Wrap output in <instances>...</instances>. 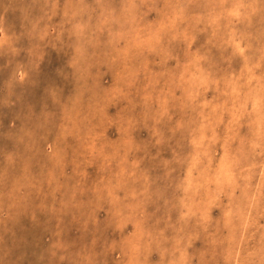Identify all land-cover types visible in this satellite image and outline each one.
Here are the masks:
<instances>
[{"label": "rangeland", "instance_id": "rangeland-1", "mask_svg": "<svg viewBox=\"0 0 264 264\" xmlns=\"http://www.w3.org/2000/svg\"><path fill=\"white\" fill-rule=\"evenodd\" d=\"M0 264H264V0H0Z\"/></svg>", "mask_w": 264, "mask_h": 264}]
</instances>
